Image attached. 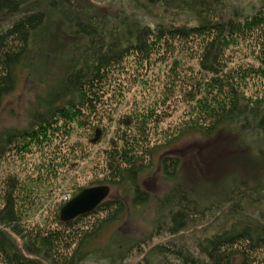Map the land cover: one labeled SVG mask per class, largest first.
Here are the masks:
<instances>
[{
    "label": "trees",
    "instance_id": "1",
    "mask_svg": "<svg viewBox=\"0 0 264 264\" xmlns=\"http://www.w3.org/2000/svg\"><path fill=\"white\" fill-rule=\"evenodd\" d=\"M132 1L156 22L145 23L126 10L112 19L85 15L79 0H0V108L19 71L42 64L47 36L72 41L64 50L62 77L38 97L28 126L0 131V161L14 152L25 158L38 152L34 146L47 154L49 146L50 173L71 162L76 167L64 175L80 174V161L88 157L83 144L82 158L68 159L52 142L83 130L89 143L101 145L104 175L74 184L72 196L91 186L111 187L92 212L62 221L67 201L61 200L38 223L35 203L44 200L45 183L9 173L10 183L0 191V264L91 259L118 264L134 255L144 257L137 264H264L262 191L231 176L224 199L200 195L179 176L181 158L171 153L185 137L207 140L233 127L264 138V4L245 12L234 0ZM4 17L11 20L3 23ZM47 28L52 33L45 37ZM132 86L133 112L126 108L120 114L115 108ZM145 88L151 97H143ZM175 99L189 104L178 123L167 121L176 114ZM156 168L174 182L155 199L157 224L144 237L117 232L112 242L101 244L107 228L154 199L143 177ZM212 221V232L205 229L193 246L174 239L155 242Z\"/></svg>",
    "mask_w": 264,
    "mask_h": 264
},
{
    "label": "rangeland",
    "instance_id": "2",
    "mask_svg": "<svg viewBox=\"0 0 264 264\" xmlns=\"http://www.w3.org/2000/svg\"><path fill=\"white\" fill-rule=\"evenodd\" d=\"M146 1V0H143ZM245 12H252L264 4V0H234ZM82 12L85 15L102 16L107 15L112 19L121 10L133 12L134 17L141 19L145 23L154 24L155 19L146 16L142 12L134 9L132 0H79ZM255 7V8H254ZM256 9V10H257ZM135 10V12H134ZM10 17L2 18L3 23H8ZM50 20V19H49ZM53 24L55 20H51ZM61 25V19L58 17V24ZM52 30L47 28L44 35H51ZM72 41L64 36L54 42L47 36L44 44V59L37 69L22 68L18 73V79L15 89L8 94L0 108V131L8 128L24 129L30 121V114L36 104L38 97L46 95L48 88L55 84L64 73L65 51H67ZM247 61L254 60L247 58ZM235 64L239 63L237 61ZM135 86H132L126 93V100L122 102L115 110L122 114L126 108L133 112L136 102ZM142 95L145 98L151 97L148 94L149 89H142ZM158 91V90H157ZM175 116L168 118L178 123L182 119V114L187 111L189 104L185 100L176 99L173 101ZM167 124V122H166ZM166 125H164V128ZM84 131L79 130L73 133L71 138H58L52 143H57L61 148L60 155L68 159L82 158V144L88 157H83L80 161L79 170L68 177L64 175V170L73 169L76 164L69 162L64 167H59L51 173L47 170L48 159L52 150L43 153L44 148L38 149V152L29 153L25 158H21L16 152L12 157H7L0 161V191L6 182L9 173H14L20 180L27 179L29 182H40L44 185V200L36 204L40 214L35 216L38 223H42L44 218L48 217L51 209L59 205L60 201H68L73 196L74 184L79 186L87 185L91 180L97 177H103L104 168L100 157L101 145H92L84 136ZM173 155L181 158V169L179 176L185 181L186 185L195 190L198 194H205L213 200H222L225 198L226 187L230 182L231 176H239V179L250 181V188L256 191H262L264 197V138L253 135H243L235 127L221 130L216 136L202 140L193 136L185 137L173 150ZM46 159V163L43 161ZM75 178L73 181L72 179ZM143 182L149 189L154 199L145 207L132 210L124 219L115 226L107 228L100 237V243L108 245L114 239L117 232L123 237H144L157 224V212L155 199L163 196L165 192L173 187L174 182L166 179L158 169L144 174ZM60 185V186H59ZM115 190V189H114ZM72 196V197H71ZM38 199V197L33 198ZM29 200V199H28ZM24 201H26L24 199ZM215 221L207 224H191L187 229L175 237L166 236L155 239V242H168L169 239L178 240L181 245L187 244L193 246L205 229L212 232ZM18 241V240H17ZM19 247L22 244L18 241ZM142 256H131L130 258L118 264H137L142 260ZM157 260V258H154ZM82 264H114L109 259L88 260Z\"/></svg>",
    "mask_w": 264,
    "mask_h": 264
},
{
    "label": "water",
    "instance_id": "3",
    "mask_svg": "<svg viewBox=\"0 0 264 264\" xmlns=\"http://www.w3.org/2000/svg\"><path fill=\"white\" fill-rule=\"evenodd\" d=\"M111 193L109 185H96L84 188L79 194L68 200L61 208L62 221H71L82 214L95 210Z\"/></svg>",
    "mask_w": 264,
    "mask_h": 264
}]
</instances>
